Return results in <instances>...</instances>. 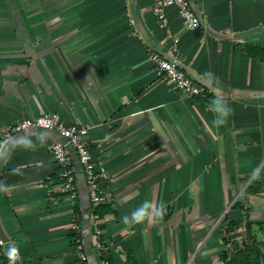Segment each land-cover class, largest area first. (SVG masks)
Listing matches in <instances>:
<instances>
[{"label":"crops","instance_id":"crops-1","mask_svg":"<svg viewBox=\"0 0 264 264\" xmlns=\"http://www.w3.org/2000/svg\"><path fill=\"white\" fill-rule=\"evenodd\" d=\"M155 1L0 0V138L16 122L46 113L86 126L102 205L111 208L91 215L71 149L76 205L59 192L51 151L63 140L57 132L15 134L0 161L7 239L0 264H103L102 253L112 264H226L264 242V63L238 47H264V0H190L201 21L195 31L173 7L160 27ZM151 51L176 60L203 92L191 97L159 78ZM207 71L220 78L219 94L233 109L219 128ZM145 200L163 201L167 214L125 224ZM77 210L85 261L71 231Z\"/></svg>","mask_w":264,"mask_h":264},{"label":"built area","instance_id":"built-area-1","mask_svg":"<svg viewBox=\"0 0 264 264\" xmlns=\"http://www.w3.org/2000/svg\"><path fill=\"white\" fill-rule=\"evenodd\" d=\"M173 7L176 9L179 18L189 31H195L200 28L201 21L194 12L190 0H156L153 6V12L160 27L165 28L168 24L166 9ZM178 40L173 41L176 48ZM149 60L159 78L167 81L174 89L183 91L189 96H197L203 92V89L197 84L191 76L187 75L178 65L176 60H168L158 52L151 51ZM52 130L59 134L66 143L55 141L51 145V151L55 162L61 169L59 192L66 196L72 206L78 201L79 189L76 185L75 175L71 169L72 158L68 151L71 147L78 156L84 175L86 187L89 193L92 207L96 208L103 204L104 196L100 192V176L93 160L91 151L88 147L86 136L88 128L86 126L65 124L56 113H46L34 118L23 119L16 122L0 138V161L3 147L17 133L30 129ZM98 219L99 216H94ZM71 231L77 255L80 260L85 261L86 255L83 252L82 241L80 238L81 218L78 213L73 214ZM94 244L101 249L102 242L99 239V231L94 232ZM5 241L0 235V260L5 254Z\"/></svg>","mask_w":264,"mask_h":264},{"label":"clouds","instance_id":"clouds-1","mask_svg":"<svg viewBox=\"0 0 264 264\" xmlns=\"http://www.w3.org/2000/svg\"><path fill=\"white\" fill-rule=\"evenodd\" d=\"M204 81L207 86L214 88V98L209 102V109L214 113L212 125L219 128L225 125L229 117L233 113L232 107L219 94L222 90V82L220 78L213 72L207 71L203 74ZM26 147L35 148V144L31 140H25ZM15 171V170H14ZM0 191H5L3 185H0ZM167 214V204L163 201L156 204L152 201L145 200L142 204L132 211L130 217H124L125 224H144L155 219H162Z\"/></svg>","mask_w":264,"mask_h":264},{"label":"trees","instance_id":"trees-1","mask_svg":"<svg viewBox=\"0 0 264 264\" xmlns=\"http://www.w3.org/2000/svg\"><path fill=\"white\" fill-rule=\"evenodd\" d=\"M238 47L244 51L246 54H248L251 58H254L256 60H259L264 63V47L258 46V45H251V44H244V45H238ZM206 99H209V96L206 95ZM211 99H209L210 101ZM206 102V101H205ZM208 102H206L207 104ZM79 215L82 213L80 210H77ZM91 215L92 216H99L101 217L103 214H106L111 211L110 206H103L100 205L99 207H92L91 208ZM236 223H233L232 221H229L228 230H232L235 227ZM262 229L264 230V226H262ZM103 250V247H101ZM104 252V251H103ZM102 256V262L103 264H112L110 257L106 254ZM240 257H247L248 258V264H264V242H253L252 244L246 246L245 248L241 249V251H238L236 253V258L230 261H227L226 264H237V260ZM223 260H227L226 257L222 256Z\"/></svg>","mask_w":264,"mask_h":264},{"label":"water","instance_id":"water-1","mask_svg":"<svg viewBox=\"0 0 264 264\" xmlns=\"http://www.w3.org/2000/svg\"><path fill=\"white\" fill-rule=\"evenodd\" d=\"M57 134H58V133H57ZM58 135H59V134H58ZM61 142L66 143V140L63 139ZM69 149L73 150L71 147H68V150H69ZM1 160H2V158H1ZM0 235H1V237L4 239V241L7 242V239H6L4 233H3L1 230H0Z\"/></svg>","mask_w":264,"mask_h":264}]
</instances>
